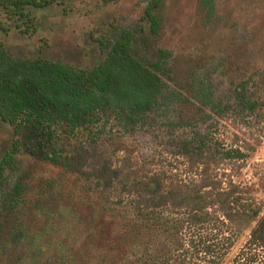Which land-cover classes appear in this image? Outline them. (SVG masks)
I'll use <instances>...</instances> for the list:
<instances>
[{"label":"trees","instance_id":"trees-1","mask_svg":"<svg viewBox=\"0 0 264 264\" xmlns=\"http://www.w3.org/2000/svg\"><path fill=\"white\" fill-rule=\"evenodd\" d=\"M62 2L0 0V31L30 34L31 8ZM162 2L147 0L139 26L111 23L91 68L15 57L0 39V120L13 129L0 157V264H264V202L237 176L249 153L215 131L230 110L264 113V99L251 98L247 81L223 96L199 78L191 98L172 86V50L148 45L161 34ZM103 115L127 133L167 118L182 129L169 148L180 161L156 168L128 152L119 164L93 156L89 167L82 149L55 150L58 128H88ZM25 158L58 172L24 169L4 189Z\"/></svg>","mask_w":264,"mask_h":264},{"label":"rangeland","instance_id":"rangeland-1","mask_svg":"<svg viewBox=\"0 0 264 264\" xmlns=\"http://www.w3.org/2000/svg\"><path fill=\"white\" fill-rule=\"evenodd\" d=\"M146 2L64 0L46 8H31L35 30L30 34L15 28L8 33L0 31V39L15 57L40 56L91 68L104 57L99 36L108 32L111 23L121 27L143 24ZM160 12L161 34L149 38L148 45L172 50V86L190 97V88L199 78L223 96L236 83L247 81L251 98L264 99V0H214L211 6L202 0H163ZM176 116L174 112L173 119ZM216 120V134L228 146L241 147L249 153L246 160L237 163L241 166L237 176L250 184L255 196L264 202V113L230 110ZM170 123L158 117L127 133L112 116L103 115L88 128L74 132L58 128L55 150L72 153L82 149L85 161L91 157L86 162L89 167L100 154L112 156L114 164H119L128 152H132L133 159L152 161L155 165L151 166L156 168L168 167L170 162L180 161L169 148L172 134L182 132L178 125ZM12 138V127L0 120V157ZM18 163L19 167L9 173L4 189H10L24 169L31 170L36 178L58 172L28 158ZM44 198L41 204H55L54 197Z\"/></svg>","mask_w":264,"mask_h":264}]
</instances>
